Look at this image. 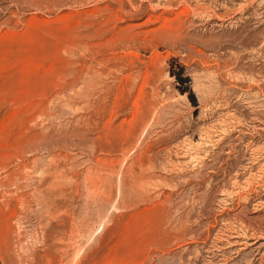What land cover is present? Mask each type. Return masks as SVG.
Instances as JSON below:
<instances>
[{"label": "rangeland", "instance_id": "obj_1", "mask_svg": "<svg viewBox=\"0 0 264 264\" xmlns=\"http://www.w3.org/2000/svg\"><path fill=\"white\" fill-rule=\"evenodd\" d=\"M120 1L125 20L106 23ZM167 17L182 35L173 46L117 50L88 35L115 24L143 33ZM179 61L191 66L180 77ZM162 63L168 76L146 83ZM194 73L210 76L206 101L183 97L178 80ZM117 95L129 107L116 110ZM0 264H264V0H0Z\"/></svg>", "mask_w": 264, "mask_h": 264}, {"label": "bare ground", "instance_id": "obj_2", "mask_svg": "<svg viewBox=\"0 0 264 264\" xmlns=\"http://www.w3.org/2000/svg\"><path fill=\"white\" fill-rule=\"evenodd\" d=\"M98 1H99V0H98ZM135 1H137V0H135ZM152 2H154V1H152ZM162 2H163V1H162ZM170 2H172V1H170ZM170 2H169V3H170ZM180 2H181V1H180ZM96 3H97V2H96ZM116 3H118V2L116 1ZM133 3H134V2L132 1L131 4H133ZM150 3H151V2H150ZM154 3H155V2H154ZM156 3H158V1H156ZM159 3H160V2H159ZM159 3H158V4H159ZM163 3H164V2H163ZM167 3H168V2H167ZM119 4H120V8H119V9L116 10L115 7H114L115 12H112V9H113V8L111 9L110 7H107L106 10L108 11V14H106V16L104 15L105 18H106V23H109V22H115V23H116L117 21H119V20H121V19H124V18H122V17H123V15H124V9L126 8V6H125V4H124L123 1H120ZM158 4H157V5H158ZM165 4H166V3H165ZM170 5H171V4H170ZM172 5H173V4H172ZM107 6H108V5H107ZM151 6H153V5H151ZM154 6L156 7V4H155ZM162 6H163V4H162ZM166 6H168V5L166 4ZM174 6H175V5H174ZM184 6H186V5L184 4ZM187 6H188V5H187ZM133 7L135 8V6H133ZM155 7H154V9H156ZM160 7H161V5H160ZM164 7H165V6H164ZM164 7H163V8H164ZM168 7H169V6H168ZM171 7H172V6H171ZM171 7H169V8H171ZM182 7H183V6H182ZM103 8H104V7H103ZM157 8H158V7H157ZM163 8H162V9H163ZM173 8H174V7H173ZM158 9H159V8H158ZM162 9H161V10H162ZM165 9H167V7H165ZM96 10H97V9H96ZM114 10H113V11H114ZM183 10H184V8H183ZM183 10H182V11H183ZM189 10H190V9H189ZM205 10H206V9H205ZM99 12H100V11H99ZM125 12H126V11H125ZM130 12H131V11H130ZM174 12H175V10H174ZM179 12H180V11H179ZM209 12H210V10H209ZM142 13H143V11H142V5H139V8H138L137 10L135 9V11H134L133 14H134V15H138V14H142ZM161 13H162V12H161ZM176 13H177V12H176ZM188 13H189V12H188ZM205 13H206V12H205ZM91 14H92V13H91ZM189 14H190V13H189ZM193 14H194V13H193ZM202 14H203V13H202ZM94 15L97 16L95 13H94ZM148 15H150V14H148ZM176 15H177V14H176ZM178 15H179V13H178ZM181 15H182V14H181ZM185 15H186V14H185ZM185 15H184V16H185ZM92 16H93V15H92ZM104 16H103V17H104ZM153 16H154V15H153ZM156 16H157V15H156ZM186 16H187V15H186ZM212 16H213V15H212ZM89 17H90V19L92 18L91 20L94 19V18H93L94 16H93V17L89 16ZM97 17H98V16H97ZM157 17H158L157 19L160 20L159 16H157ZM160 17H161V15H160ZM162 17H164V15H163ZM162 17H161V18H162ZM171 17H172V16H171ZM179 17H180V15H179ZM179 17H178V18H179ZM182 17H183V16H182ZM182 17H181V18H182ZM199 17H200V16H199ZM154 18H155V17H154ZM164 18H165V17H164ZM169 18H170V16H169ZM169 18L167 17V19H164V20H162L161 22L159 21V22H160V25L156 24V25L159 26L158 28L156 27L155 29L148 30V31H146V32L143 31V33H141L140 31H139V32H138V31H137V32H136V31H130V29H126V27H125V28H122L120 25L115 24V23H114L115 26H114V25L111 26V25L109 24V25L111 26V28L113 27L111 30H109L108 28H107V29H102V28H104V27H102L101 29H95V30H96V31H95V30L93 29V27H91L92 25L90 26V24L87 23V21H88V22L90 21L89 19H88L87 21H82V22L87 23L88 26H90V28H92L95 32L92 33V34H91V32H90V33L88 34L87 32H85V31H87L86 28H84V29H86V30L83 31V32H82L81 30H79V31H81L82 34H85V33L88 34L89 37H90V39H92L91 36L94 35V37L98 39V41L96 40L97 43H94V44H96L97 46L107 47V48H108V47L116 48V46H119V45H120V46H121V45H125V46H126V45H132V44H134V45L137 46L136 48H138V50L143 51V52H146V51L149 50V49L157 48L160 44H166V43H168V42H169L170 44H172V46H173V44H174L175 41H177V40H179V39L182 38V35L180 36V33H179L178 28H176V25H174V23L171 21V20H174V19H173V18H172V19H169ZM174 18L177 19V16H175ZM100 19H101V18H100ZM157 19H156V20H157ZM182 19H185V18H182ZM104 20H105V19H104ZM104 20H103V18H102V21H104ZM124 20H125V19H124ZM151 20H152V18H149L148 21L151 22ZM153 20H154V19H153ZM179 20H180V18H179ZM78 21H80V20H78ZM93 21H94V20H93ZM154 21H155V20H154ZM154 21H153V22H154ZM157 21H158V20H157ZM185 21H186V20H185ZM185 21H184V22H185ZM90 22H91V21H90ZM90 22H89V23H90ZM96 22H97V21H96ZM100 22H101V21H100ZM153 22H152V23H153ZM178 22H179V21H178ZM102 23H103V22H102ZM104 23H105V22H104ZM130 23H131V22H130ZM156 23H158V22H156ZM176 23H177V22H176ZM179 23H180V22H179ZM188 23H189V22H188ZM81 24H82V23H81ZM81 24H80V25L78 24L79 27L82 26V25L85 26V27L87 26V25H84V24L81 25ZM92 24H93V23H92ZM96 24L98 25L99 23H96ZM96 24H95V26H96ZM184 24H185V23H183L182 25H184ZM99 25H100V24H99ZM105 25H106V24H105ZM134 25H136V24H134ZM179 25H180V24H179ZM179 25H177V26H179ZM200 25H201V24H200ZM204 25H205V24H204ZM83 26H82V27H83ZM110 26H108V27H110ZM132 26H133V25H132ZM185 26H186V25H185ZM79 27H77V29H78ZM82 27H81V28H82ZM127 27L130 28V26H127ZM134 27H135V26H134ZM180 27H181V26H180ZM180 27H179V28H180ZM182 27H183V26H182ZM96 28H97V27H96ZM98 28H100V26H99ZM88 29H89V28H88ZM133 29H134V28H133ZM142 30H143V29H142ZM75 31L77 32L78 30L75 29ZM79 31H78L77 33H79ZM88 31H89V30H88ZM91 31H92V30H91ZM182 31H183V29H182ZM76 32H75V33H76ZM81 32H80V36H81ZM84 32H85V33H84ZM180 32H181V30H180ZM73 33H74V32H73ZM75 33H74V34H75ZM106 34H108V35H106ZM182 34H183V33H182ZM77 35H78V34H77ZM88 35H84L85 38H86ZM183 35H184V34H183ZM74 36H75V37H78L79 35L76 36V34H75ZM74 36L71 35L70 38H71V37H74ZM80 36H79V37H80ZM84 36H83V37L81 36V39L84 38ZM187 36H188V35H187ZM187 36H186V38H187ZM211 36H212V35H211ZM75 37L73 38V39H74V44H75V41H76V40H75V39H76ZM79 37H78V38H79ZM89 37H87V38H89ZM183 37H185V36H183ZM191 37H192V36H191ZM200 37H201V36H200ZM200 37H199V38H200ZM78 38H77V39H78ZM87 38H86V40H87ZM189 38H190V37H189ZM81 39H80V41H81ZM183 39H185V38H183ZM190 39H191V38H190ZM192 39H193V38H192ZM192 39H191V40H192ZM211 39H212V38H211ZM82 40H83V39H82ZM88 40H89V39H88ZM195 40H196V39H195ZM199 40H200V39H199ZM199 40H197V41H199ZM203 40H204V39H203ZM209 40H210V39H209ZM70 41L73 43V41H72L71 39H70ZM89 41H90V40H89ZM92 41H93V40H92ZM183 41H184V40H183ZM183 41H181V42H183ZM189 41H190V40H189ZM192 41H193V40H192ZM71 42H70V43H71ZM76 42H77V41H76ZM82 42H84V41H82ZM82 42H80V43H82ZM85 42H86V41H85ZM94 42H95V41H94ZM179 42H180V40H179ZM184 42H185V41H184ZM201 42H203V41H201ZM208 42H209V41H208ZM210 42H211V41H210ZM87 43H88V44H91L90 42H87ZM169 43H168V44H169ZM193 43H194V42H193ZM195 43H196V42H195ZM197 43H199V42H197ZM78 44H79V42L77 43V46H78L77 48H76V45H75V48H74L75 50H76V49H77V50H80V49H79V45H80V46H81V45L83 46V43H82V44H79V45H78ZM179 44H180V43H179ZM186 44H187V43H186ZM199 44H200V43H199ZM84 45H86V44H84ZM92 45H93V44H92ZM92 45H91V46H92ZM180 45H181V44H180ZM184 45H185V44H184ZM184 45H183V46H184ZM189 45H190V44H189ZM71 46H72V44H71ZM71 46H69L68 49H72V48H70ZM82 46H81V47H82ZM91 46H90V47H91ZM93 46H95V45H93ZM97 46H95V47H97ZM168 46H170V45H168ZM177 46H178V44H177ZM73 47H74V46H73ZM174 47H176V45H175ZM180 47H181V46H180ZM92 48H94V47H92ZM107 48H105V49H107ZM171 48H172V47H171ZM186 48H187V47H186ZM193 48H194V47H193ZM74 49H73V51H74ZM81 49H82V48H81ZM84 49H86V47H85ZM98 49H99V48H98ZM105 49H104V51H105ZM116 49H117V48H116ZM127 49H128V48H127ZM134 49H135V48H134ZM187 49H188V48H187ZM190 49H191V48H190ZM92 50H93V51L95 50V52H96V49H95V48L92 49ZM107 50H108V49H107ZM109 50H110V49H109ZM109 50H108V51H109ZM117 50H118V49H117ZM119 50H120V49H119ZM122 50H123V49H122ZM128 50H129V49H128ZM130 50H131V49H130ZM135 50H136V49H135ZM135 50H134V52L138 51V50H136V51H135ZM154 50H155V49H154ZM191 50H192V49H191ZM191 50H190L189 52H191ZM102 51H103V50H102ZM104 51H103V52H104ZM124 51H125V50H124ZM131 51H133V50H131ZM194 51H196V50H194ZM86 52H87V51H86ZM91 52H92V51H91ZM134 52H133V53H134ZM166 52H167V51H166ZM170 52H171V51H170ZM179 52H180V51H179ZM198 52H199V51H198ZM198 52L196 51V54H198ZM71 53H72V52H71ZM75 53H76V52H75ZM81 53H84V52H81ZM88 53H89V52H88ZM100 53H101V50H100ZM109 53H111V51H110ZM191 53H192V52H191ZM191 53H189V54H191ZM84 54H86V53H84ZM84 54L81 55L80 57L84 56ZM92 54L94 55V54H97V53H92ZM105 54H106V53H105ZM112 54H113V53H112ZM167 54H168V53H167ZM181 54H182V53H181ZM194 54H195V53H194ZM70 55H71V54H70ZM72 55H73V53H72ZM86 55H87V54H86ZM90 55H91V54L89 53V56H90ZM97 55H98V54H97ZM99 55H100V54H99ZM117 55H118V54H117ZM119 55H120V54H119ZM139 55H140V53H139ZM192 55H193V53H192ZM104 56H105V55H104ZM106 56H107L106 58H108V52H107V55H106ZM114 56H115V55H114ZM167 56H169V55H167ZM194 56H195V55H194ZM200 56H202V55H200ZM71 57H73V56H71ZM71 57H70V58H71ZM74 57H75V55H74ZM74 57H73V58H74ZM76 57H77V55H76ZM78 57H79V56H78ZM78 57H77V58H78ZM87 57H88V56H87ZM87 57L85 56V58H87ZM90 57H91V56H90ZM90 57H89V58H90ZM93 57H94V56H93ZM119 57H120V56H119ZM130 57H131V56H130ZM130 57H129V58H130ZM154 57H155V56H154ZM162 57H163V56H162ZM195 57H196V56H195ZM198 57H199V56H198ZM73 58H72V59H73ZM85 58H84V59H85ZM91 58H92V57H91ZM98 58H99V56H98ZM101 58H102V55H101ZM110 58H112V57H110ZM120 58H122V56H121ZM140 58H141V57H140ZM151 58H152V57H151ZM166 58H168V57H166ZM170 58H171V57H170ZM178 58H179V57H178ZM189 58L191 59V57H189ZM92 59H93V58H92ZM96 59H97V58H96ZM112 59H113V58H112ZM137 59H138V58H137ZM180 59H181V58H180ZM180 59H179V60H180ZM204 59H205V58H204ZM73 60H74V59H73ZM77 60H78V59H76L75 61H77ZM81 60H82V59H81ZM98 60H99V59H98ZM132 60H133V59H132ZM153 60H154V58H153ZM161 60H162V58H161ZM192 60H193V59H192ZM196 60H197V57H196ZM205 60H206V59H205ZM71 61H72V60H71ZM75 61H74V62H75ZM95 61H96V63H95ZM105 61H106V60H105ZM105 61H104V62H105ZM130 61H131V58L129 59V62H130ZM138 61H139V60H138ZM149 61H150V60H149ZM174 61H175V60H174ZM183 61H184V60H183ZM183 61H179V63L175 62V65L173 66V70H172L173 73H174L175 75H177V73H178V71H179L178 67H181V69H182V67H183V68L185 67V68H187V69H188V68H191V66H189L190 64H189V65H188V64H185ZM72 62H73V61H72ZM97 62H98L97 60H94V63H95V64H97ZM99 62H103V61H101V59H100ZM99 62H98V64H99ZM132 62H133V61H132ZM160 62H161V61L159 60V63H160ZM162 62H163V60H162ZM185 62L187 63V61H185ZM191 62H192V61H191ZM194 62H195V61H194ZM203 62H204V61H203ZM75 63H76V62H75ZM78 63H79V62H78ZM84 63H85V62H84ZM118 63H119V62H118ZM118 63H117V64H118ZM151 63L154 64L153 61H152ZM71 64H72V63H71ZM86 64H87V62H86ZM95 64H94V65H95ZM98 64H97V66H98ZM105 64H107V62H106ZM120 64H121V62L119 63L118 66H121V65H122V64H121V65H120ZM132 64H133V63H132ZM135 64H136V63H135ZM135 64H134L133 66H135ZM197 64H198V63H197ZM197 64H196V65H197ZM203 64H204V63H203ZM74 65H75V64H72V66H74ZM83 65H84V64H83ZM89 65H90V64H89ZM89 65H88V67H89ZM101 65H102V64H101ZM103 65H104V63H103ZM103 65H102V66L99 65V66H100V67H103ZM198 65H199V64H198ZM206 65H207V64H206ZM97 66H94V67L97 68ZM99 66H98V68H99ZM106 66L110 68L109 65H106ZM111 66H112V65H111ZM113 66H115V65H113ZM200 66L202 67V65H200ZM86 67H87V65H86ZM92 67H93V66H92ZM92 67H91V69L94 70V69H93L94 67H93V68H92ZM107 67H106V68H107ZM115 67H117V66H115ZM130 67H131V66H130ZM135 67H136V66H135ZM205 67H206V66H205ZM205 67H202L203 70H204ZM75 68H77V66H76ZM84 68H85V67H84ZM96 68H95V69H96ZM109 68H108V69H109ZM111 68H112V67H111ZM111 68H110V69H111ZM113 68H114V67H113ZM122 68H123V66H122ZM122 68H121V69H122ZM150 68H151L152 72L150 71V72L146 75V77H145V82H146V83H150V80H153V83H158L157 81H158L160 78L165 77V76H166V77L168 76V73H169V69H168V68H169V67L166 68V66H163V63H162L161 65H160V64H159V65H156V64H155L153 67H150ZM150 68H149V69H150ZM194 68H195V64H194ZM104 69H105V68H104ZM121 69H120V70H121ZM125 69H126V68H125ZM125 69H124V70H125ZM205 69H207V68H205ZM76 70L78 71V69H76ZM76 70L73 71L74 74H75V71H76ZM96 70H97V69H96ZM115 70H116V69H114V71H115ZM207 70H208V69H207ZM207 70H205V72H207ZM209 70H211V69H209ZM70 71H72V69H71ZM106 71H107V70H106ZM106 71H105V72H106ZM108 71L110 72L111 70H108ZM118 71H119V70H117V72H118ZM128 71H129V70H128ZM132 71H134V67H133V70H132ZM144 71H145V70H144ZM196 71H197V70H196ZM73 72H72V73H73ZM97 72H100V71H97ZM101 72H102V71H101ZM109 72H108V73H109ZM112 72H113V70L110 72V73L113 75L114 72H113V73H112ZM119 72H120V71H119ZM188 72H189V71H188ZM191 72H193V71H191ZM77 73H78V72H77ZM77 73H76V75H77ZM79 73H80V72H79ZM103 73H104V71H103ZM120 73L122 74V72H120ZM120 73H119V74H120ZM126 73H127V72H125V74H126ZM128 73H129V72H128ZM135 73H136V72H135ZM137 73H138V72H137ZM195 73H196V72H195ZM195 73H194V76H191V77H190V78L192 79V80H191V84H188V83H187L188 80H186L185 77H182L183 79H182V78H181V79L179 78L178 81H180V88H181L182 90L185 91V94L183 95V97L186 98V96H187V92H188V89H189V91H190V89H193V90H194V94H195V95L197 96V98L199 99V102H200V101H203L204 99H205V101H206V99H207V98H206V95H207V94H210V93H208V91L210 90V89L208 90V88H210L209 85L212 83V81L210 80V76H208L207 73H206L205 76H198V75H196ZM208 73H209V72H208ZM80 74H81V73H80ZM85 74H87V73H85ZM90 74H92V73H90ZM97 74H98V73H97ZM97 74H96V76H97ZM121 74H120V75H121ZM140 74H141V73H140ZM140 74H139V75H140ZM174 74H173V75H174ZM191 74H192V73H191ZM72 75H73V74H72ZM94 75H95V74H94ZM100 75H101V74H100ZM106 75H107V77H108V74H107V73H106ZM106 75H105V78H106ZM114 75H116V72L114 73ZM117 75H118V74H117ZM117 75H116V76H117ZM131 75H132V74H131ZM139 75H138V76H139ZM184 75H185V74H184ZM187 75H188V74H187ZM189 75H190V74H189ZM73 76H74V75H73ZM77 76H78V75H77ZM77 76H76V77H77ZM82 76H83V74H82ZM82 76L80 75L81 79H82L83 77H86V76H83V77H82ZM101 76L104 77V74L101 75ZM101 76H100V77H101ZM122 76H123V74H122ZM177 76H179V75H177ZM185 76H186V75H185ZM80 77H79V78L77 77V78L80 79ZM125 77H126V76H125ZM139 77H141V76H139ZM179 77H180V76H179ZM186 77H187V76H186ZM72 78H73V77H72ZM74 78H75V77H74ZM74 78H73V79H74ZM77 78H76V80H77ZM97 78H98V77H97ZM110 78H111V77H110ZM118 78H119V77H118ZM120 78H121V77H120ZM127 78H128V77H127ZM135 78H136V77H135ZM135 78H134V79H135ZM88 79H89V78H88ZM94 79H96V78H94ZM98 79H99V78H98ZM103 79H104V78H103ZM113 79H114V78H113ZM138 79H139V78H138ZM163 79H164V78H163ZM163 79H162V80H163ZM172 79H173V78H172ZM82 80H83V79H82ZM85 80H86V79H85ZM90 80H91V78H90ZM90 80H89V81H90ZM99 80H100V79H99ZM104 80H106V79H104ZM140 80H141V82H142V78H141ZM140 80H139V81H140ZM160 80H161V79H160ZM78 81H79V80H78ZM91 81H92V80H91ZM96 81H97V80H96ZM102 81H103V80H102ZM116 81H117V80H116ZM129 81H130V80H129ZM72 82H74V81L72 80ZM72 82H71V85L73 84ZM100 82H101V81H100ZM119 82H121V81H119ZM125 82H126V80L123 81V83H125ZM132 82H133V81H132ZM77 83H78V82H77ZM77 83H76V84H77ZM83 83L85 84V83H87V82H83ZM88 83H89V82H88ZM88 83H87V85H89ZM90 83H91V82H90ZM95 83H96V82H95ZM95 83H94V86H95ZM136 83H137V82H136ZM160 83H161V81H160ZM76 84H75V88H76V86H78V85H76ZM78 84H79V83H78ZM97 84H98V82H97ZM118 84H119V83H118ZM125 84H126V83H125ZM128 84H129V82H128ZM134 84H135V83H134ZM143 84H144V83H143ZM143 84H142V85H143ZM158 84H159V83H158ZM158 84H155V85H157V86H161V85H162V84H161V85H158ZM73 85H74V84H73ZM79 85H80V84H79ZM87 85H86V86H87ZM98 85H101V83L98 84ZM122 85H123V84H122ZM152 85H153V84L151 83V86H152ZM155 85H154V86H155ZM94 86H93V87H94ZM110 86H111V85H110ZM114 86H115V85H114ZM124 86H126V85H124ZM131 86H132V85H131ZM135 86H136V85H135ZM154 86H152V88H153ZM211 86H213V84H211ZM71 87H73V86H71ZM84 87H85V86H84ZM100 87H102V86H100ZM106 87H107V86H106ZM127 87H128V86H127ZM142 87H143V86H142ZM214 87H215V86H214ZM73 88H74V87H73ZM81 88H82V87H81ZM86 88H88V87H86ZM108 88H110L109 85H108ZM111 88H112V87H111ZM111 88H110V89H111ZM113 88H114V87H113ZM115 88H116V87H115ZM115 88H114V89H115ZM123 88H124V87H123ZM123 88H122V89H123ZM136 88H137V87H136ZM150 88H151V87H150ZM155 88H156V87H154V89H155ZM78 89H79V88H78ZM89 89H90V88H89ZM101 89H102V88H101ZM101 89L98 90V93L101 92ZM104 89H105V88H104ZM110 89H109V90H110ZM116 89H117V88H116ZM120 89H121V88H120ZM120 89H119V90H120ZM122 89H121V90H122ZM137 89H138V88H137ZM137 89H136V90H137ZM73 90H74V89H73ZM76 90H77V89H76ZM80 90H81V89H79V91H80ZM84 90H85V89H84ZM86 90H87V89H86ZM107 90H108V89H107ZM107 90H106V92H109V93H110V91H109V90L107 91ZM132 90H133V89H132ZM140 90H142V89H140ZM147 90H148V89H147ZM155 90H156V89H155ZM182 90H181V91H182ZM102 91H103V90H102ZM130 91H131V90H130ZM211 91H212V90H211ZM84 92H85V91H84ZM84 92H83V93H84ZM103 92H104V91H103ZM115 92H116V91H115ZM117 92H118V91H117ZM117 92H116V93H117ZM121 92H122V91H121ZM123 92H124V91H123ZM126 92H127V90H126ZM128 92H129V87H128ZM134 92H135V91H134ZM134 92H133V94H135ZM155 92L158 93V91H155ZM155 92H153V93L155 94ZM182 92H183V91H182ZM73 93H74V92H73ZM75 93H76V91H75ZM80 93H81V92H80ZM80 93L78 92V94H80ZM98 93H97V94H98ZM111 93H112V92H111ZM116 93H115L114 95H116ZM101 94H102V93H101ZM118 94H119V93H118ZM122 94H123V93H121V95H122ZM133 94L131 93V95H133ZM143 94H144V93H143ZM143 94H142V95H143ZM147 94H148V93H147ZM160 94H161V93H160ZM160 94H158V96H159ZM75 95L77 96V94H75ZM83 95H84V94H83ZM92 95H93V94H92ZM105 95H106V93H105ZM121 95H120V97H121ZM128 95H129V94H128ZM128 95H127V96H128ZM145 95H146V94H145ZM155 95H156V94H155ZM80 96H81V95H80ZM97 96H98V95H97ZM107 96H110V95L107 94ZM107 96H106V97H107ZM112 96H113V94H112ZM158 96H157V97H158ZM103 97H104V96H103ZM114 97H115V96H114ZM117 97L119 98L118 95L116 96L115 99L113 98V99H114V101H112V102H113V105H115V106H116V105H120V108H121V106H125V107H126V105H127V107H129L128 104L130 103V101H132V99L128 102V100H129L130 98L126 97V95H125V97H121V98H123L124 100H123V101L121 100L122 102H121V103H118V102H119V99H118ZM131 97H132V96H131ZM147 97H148V96H147ZM208 97L210 98V96H208ZM83 98H84V97H83ZM90 98H91V97H90ZM107 98H108V97H107ZM109 98H110V97H109ZM109 98H108V99H109ZM162 98H163V96H162ZM211 98H212V97H211ZM111 99H112V98H111ZM133 99H134V98H133ZM138 99H140V98H138ZM142 99H143V98H142ZM158 99H159V98H158ZM101 100H102V98L100 99L99 102H101ZM159 100H161V99H159ZM92 101L94 102V100H92ZM95 101H96V100H95ZM97 101H98V100H97ZM97 101H96V103H97ZM151 101H152V100H151ZM151 101H150V102H151ZM207 101H208V100H207ZM156 102H158L157 99L154 101V103H156ZM89 103H91V102H89ZM142 103H143V102H142ZM142 103H141V104H142ZM158 103H159V102H158ZM203 103L205 104V103H207V102H203ZM203 103H202V105H201V104H200V105H201V106H204ZM209 103H210V102H209ZM86 104H87V106L89 105L88 103H86ZM111 104H112V103H111ZM136 104H137V103H136ZM152 104H153V103H152ZM92 105H94V104L92 103ZM96 105H97V104H96ZM108 105H110V104L107 103V101L104 102V98H103L102 103H101L100 105L96 106V107H98V112H102V113H103V112L105 111L104 113L106 114V112H107L106 110H108V109H107V106H108ZM208 105H209V104H208ZM153 106H156V104L153 105ZM205 106H206V105H205ZM110 107H111V105H110ZM110 107H108V108H110ZM150 107H151V103H150ZM156 107H157V106H156ZM156 107H155V111H156ZM82 109H83V108H82ZM90 109L92 110V108H89V110H90ZM124 109H125V108H124ZM140 109H141V108H140ZM149 109H152V108H149ZM149 109H146V110H149ZM204 109H205V108H204ZM75 110H76V109H75ZM77 110H78V109H77ZM85 110H86V109H85ZM113 110H114V109H113ZM116 110H117V106H116ZM121 110H122V109H121ZM121 110H120V111H121ZM92 111H93V110H92ZM95 111H96V110H95ZM149 111H151V110H149ZM149 111H148V112H149ZM152 111L155 112V111H154V107H153ZM152 111H151V112H152ZM157 111H158V110H157ZM157 111H156V112H157ZM109 112H110V111H109ZM111 112H113V111H111ZM111 112H110V113H111ZM121 112H123V111H121ZM96 113H97V112H96ZM96 113H95V114H96ZM104 113H103V114H104ZM114 113H115V112H114ZM140 113H141V112H140ZM84 114H85V113H84ZM84 114H83V115H84ZM90 114H91V113H90ZM92 114H93V113H92ZM99 114H100V113H99ZM103 114H102V115H103ZM116 114H117V113H116ZM116 114H115V117H116ZM138 114H139V113H138ZM86 115H87V114H86ZM107 115H108V114H107ZM107 115H106V116H107ZM110 115H111V114H110ZM136 115H137V114H136ZM100 116H101V114H100ZM140 116H141V115H140ZM82 117H83V116H82ZM110 117H111V116H110ZM110 117H109L108 120H110ZM144 117H145V116H144ZM90 118H91V117H90ZM90 118H88V120H87V119H86V120L89 122V121H90V120H89ZM104 118H106V117H104ZM91 119H92V118H91ZM93 119H94V118H93ZM93 119H92L91 121L94 122ZM95 119H96V117H95ZM101 119H102V117H101ZM133 119H134V118H133ZM136 119H137V118H136ZM142 119H143V117H142ZM98 120H100V119H98ZM113 120H114V118H113ZM83 121H84V119H83ZM83 121H82V122H83ZM87 121H86V122H87ZM101 121H103V119H102ZM111 121H112V120H111ZM115 121H116V120H115ZM132 121H133V120H132ZM134 121H135V120H134ZM134 121H133V122H134ZM88 122H87V123H88ZM96 122H97V121H96ZM96 122L94 123V125L92 124V127L96 125ZM106 122H107V125H108V123H111L110 121L108 122L107 120H106ZM112 123H113V122H112ZM112 123H111V126H112ZM122 123H123L122 125L125 124L124 121H123ZM88 124H89V123H88ZM102 124H103V122H102ZM105 124H106V123H105ZM105 124L102 125V126H101L102 128H100V129H101V130L105 129V130H106V133H107V131H109V130H107V129L110 128V127H106ZM129 124H130V123H129ZM132 124H133V123H132ZM100 125H101V123H100V121H98V122H97V126L100 127ZM109 125H110V124H109ZM120 125H121V124H120ZM85 126H86V124H85ZM88 126L90 127V125H88ZM131 126H132V125H131ZM131 126H130V127H131ZM77 127H78V124H77ZM89 127H87V128L89 129ZM105 127H106V128H105ZM114 127L117 128L116 123H115V126H114ZM94 128H95V127H94ZM118 128H119V126H118ZM124 128H125V126H124ZM75 129H76V128H75ZM111 129H113V126L111 127ZM129 129H130V128H129ZM77 130H78V129H77ZM96 130H97V128H96ZM117 130H118V129H117ZM117 130H116V131H117ZM73 131H74V130H73ZM98 131H99V130H97V132H98ZM114 131H115V130H114ZM122 131H123V130H121V132H122ZM91 132H95V131H92V130H91ZM101 132H102V131H101ZM103 132H104V131H103ZM119 132H120V130H119ZM121 132H120V133H121ZM123 132H124V131H123ZM125 132H126V131H125ZM125 132H124V133H125ZM76 133L78 134V131H76ZM117 133H118V132H117ZM129 133H130V132H129ZM86 134H87V132H86ZM96 134H98V133H96ZM111 134H112V133H111ZM111 134H110V135H111ZM115 134H116V132H115ZM121 134H122V133H121ZM127 134H128V133H127ZM127 134L125 135V137H127ZM75 135H76V134H75ZM83 135H85V133H84ZM89 135H90V134H89ZM92 135H94V134H92ZM98 135H99V134H98ZM108 135H109V133H108ZM102 136H103V135H102ZM102 136L99 135V136L97 137V140L99 141V140L102 138ZM104 136H106V135H104ZM104 136H103V137H104ZM113 136H114V135H113ZM75 137H77V135H76ZM87 137H88V136H87ZM91 137H92V136H91ZM94 137H95V136H94ZM120 137H121V136H120ZM125 137H124V138H125ZM105 138H106V137H105ZM116 138H117V137H116ZM90 139H91V138H89V140H90ZM108 139H109V138H108ZM114 139H115V138H114ZM117 139H118V138H117ZM91 140H92V139H91ZM106 140H107V139H105V142H106ZM208 140H209V139H208ZM91 142H92V141H91ZM99 142L103 143V142H102V139H101V141H99ZM109 142H110V141H109ZM115 142H116V141H115ZM118 142H119V141H118ZM203 143H204V142H196V143L194 144L193 147H195V148L197 149V148L201 147ZM106 144H107V143H106ZM112 145H113V144H112ZM203 145H204V144H203ZM100 148H101V147H100ZM90 149H91V148H90ZM199 149H200V148H199ZM98 150H100V149H98ZM110 150H112V149H110ZM200 150H201V149H200ZM195 151H197V150H195ZM195 151H194V152H195ZM101 152H102V150H101ZM197 152H198V151H197ZM197 152H196V153H197ZM95 153H96V152H95ZM95 153H94V154H95ZM146 153H147V152H146ZM190 155H191V154H190ZM198 156H199L198 154H194V155L192 154V156H190V161H192V162H197V161L199 160V158H200V156H199V157H198ZM261 170H262V169H261ZM256 177H257V174H256V173H252V172H250V174L247 176V178H246L245 181H244L245 185H246V186H249L251 183H253L252 180H253V179L255 180ZM239 186H240V185H239ZM241 187H242V188H245V186H241ZM80 251H82V249H81ZM79 253H80L79 251H78V252L76 251V254L74 255V258H76V257L78 256ZM72 262H74V261H72ZM72 262H71V263H72Z\"/></svg>", "mask_w": 264, "mask_h": 264}]
</instances>
